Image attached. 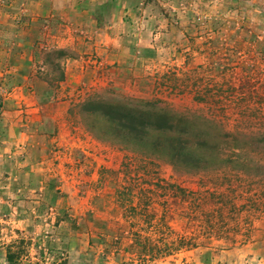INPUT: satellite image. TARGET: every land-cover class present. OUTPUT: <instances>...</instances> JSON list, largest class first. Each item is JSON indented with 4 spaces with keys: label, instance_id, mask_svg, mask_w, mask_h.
Here are the masks:
<instances>
[{
    "label": "rangeland",
    "instance_id": "1",
    "mask_svg": "<svg viewBox=\"0 0 264 264\" xmlns=\"http://www.w3.org/2000/svg\"><path fill=\"white\" fill-rule=\"evenodd\" d=\"M154 2L140 3L159 9L154 29L142 16L120 30L112 60L84 55L85 86L69 123L97 145H53L38 159L39 178L18 175L26 147L11 153L0 173V264L8 253L12 264H227V252L264 240V153L261 166L245 172L228 160L176 173L108 140L104 121L83 110L87 101L138 99L208 114L226 132L242 122L264 126V0ZM77 55L45 54L53 80Z\"/></svg>",
    "mask_w": 264,
    "mask_h": 264
},
{
    "label": "crops",
    "instance_id": "2",
    "mask_svg": "<svg viewBox=\"0 0 264 264\" xmlns=\"http://www.w3.org/2000/svg\"><path fill=\"white\" fill-rule=\"evenodd\" d=\"M141 2L131 0L128 7L122 0H0V173L7 172L14 150L26 147L17 158L18 175L39 178L43 162L38 159L53 145L81 147V138L97 145L69 123V109L85 86L84 55L112 60L120 30L135 26L142 16L154 29L161 20L159 9L152 4L141 8ZM103 32L105 39H98ZM54 49L78 52L61 63L57 81L45 57ZM31 157L37 164L31 165ZM227 264H264V240L227 252Z\"/></svg>",
    "mask_w": 264,
    "mask_h": 264
},
{
    "label": "trees",
    "instance_id": "3",
    "mask_svg": "<svg viewBox=\"0 0 264 264\" xmlns=\"http://www.w3.org/2000/svg\"><path fill=\"white\" fill-rule=\"evenodd\" d=\"M127 100L126 104L87 101L83 110L104 121L108 140L145 159L166 163L176 173L197 174L218 164L227 165L228 160L238 163L231 168L239 172L261 166L264 152L259 146L264 145V133L260 131L264 126L258 123L253 126L256 132L254 124L245 122L241 130L226 132L220 121L208 114H176L156 102ZM6 260L12 264L13 254L8 253Z\"/></svg>",
    "mask_w": 264,
    "mask_h": 264
},
{
    "label": "built area",
    "instance_id": "4",
    "mask_svg": "<svg viewBox=\"0 0 264 264\" xmlns=\"http://www.w3.org/2000/svg\"><path fill=\"white\" fill-rule=\"evenodd\" d=\"M16 23H17V24H20V23H21V19H18V20L16 21Z\"/></svg>",
    "mask_w": 264,
    "mask_h": 264
}]
</instances>
